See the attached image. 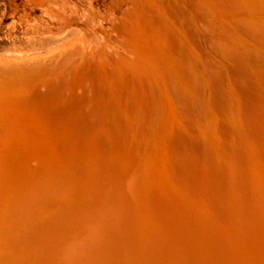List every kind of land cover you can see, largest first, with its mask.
<instances>
[{
	"label": "bare ground",
	"instance_id": "6f19581e",
	"mask_svg": "<svg viewBox=\"0 0 264 264\" xmlns=\"http://www.w3.org/2000/svg\"><path fill=\"white\" fill-rule=\"evenodd\" d=\"M128 1L133 8L122 10ZM175 2L177 7L171 0H113L99 22L108 23V31L95 25L127 47H104L103 41L91 46L76 35L38 55L49 61L44 78L14 88L16 94L3 89L0 225L12 218L18 200L50 176L95 166L104 197H112L107 205L133 208L137 230L106 244L100 238L104 247L77 264H162L145 241L143 223L167 239L168 247L165 241L162 246L168 264L221 262L210 254L216 240L225 251L236 244L251 256L264 245V42L258 40L264 17L244 16L264 0H185L186 9ZM114 11L124 12L109 14ZM92 13L60 16L62 30L92 24ZM195 30L199 39L210 35L207 59L190 45ZM181 119L191 133H171V124ZM160 121L166 126L161 140L172 145L178 138V147L175 155L153 160L137 145L153 130L158 138ZM141 123L136 132L133 125ZM132 136L135 146L128 151ZM169 183L180 189L182 199L172 197L178 210L166 199Z\"/></svg>",
	"mask_w": 264,
	"mask_h": 264
},
{
	"label": "rangeland",
	"instance_id": "374dc122",
	"mask_svg": "<svg viewBox=\"0 0 264 264\" xmlns=\"http://www.w3.org/2000/svg\"><path fill=\"white\" fill-rule=\"evenodd\" d=\"M112 1L113 0H0V98H4L5 96V98H7V94L5 95V92H3V89L6 87L10 88L9 90L6 88V92H12L11 89L15 90L14 88H23L30 84L32 80H35L39 77L44 78L46 73L49 71L46 67V64L49 61L45 62L44 60L38 58V55L43 56L44 53L59 46L61 43V45L65 44L68 42V40L70 41L76 35L81 34L83 41L86 44L90 43L91 46L92 44L94 46L101 44L103 41L102 45L104 47H106V44L110 48H118L117 46L127 47L123 45L117 38L110 36V34H106V32L99 28L100 26H103L104 30L108 31L109 29L108 23L102 22L100 25L99 22L102 21L103 17H106L109 11L108 6L111 5ZM171 2L174 4V6H176L175 0H171ZM177 2L182 9H186L185 0H177ZM130 3L131 2L129 1L124 3L122 5V10H127L130 8L132 9L133 5ZM263 6H256V8L252 6L248 8L249 10L253 11V14H246L244 16H254L253 18L257 19L264 17L262 9ZM190 8L193 9L192 6H190ZM86 11H93L91 16L92 24L87 23V25L84 22H82V24L74 23L73 26H69L66 28V30H62L60 16H70L71 14L76 13L82 18L86 14ZM123 12L120 11L119 14L118 11H114V13L109 12V14H115L121 17ZM252 17L249 19H252ZM170 18L168 20L173 22ZM95 23H98L100 26H96ZM90 24L92 26H89ZM259 24L264 26L263 21ZM89 27L90 29H88ZM178 29L180 30V28ZM180 31L178 32L184 34L182 30ZM196 31L197 30L194 31L195 34ZM262 33H264V29H262V31L259 33L261 36L258 39L259 42L261 40L264 42V36L262 38V35L264 34ZM195 34H191L190 39L191 37L193 38ZM95 35L97 36V39ZM208 35L206 37H208ZM90 36L92 37V40ZM206 37H201L200 40L196 34L191 41L192 43L190 42L191 47L195 50L197 49L196 51L198 53L202 50L201 53H203L204 56L208 53L206 50L207 45L205 46V43H211L210 35L208 37L210 39H206ZM195 38L197 39L196 41ZM178 39H182L184 43L186 42V40L181 35H178ZM174 42L177 44V38L174 40ZM254 43L256 42L254 41ZM77 46H81V44L78 43ZM180 49L182 48L180 47ZM209 51H211L210 48ZM60 53L62 54V52ZM60 53L56 54L55 57H60ZM188 56L191 58V55ZM205 57L207 59V56ZM209 60L213 65H216L214 61L211 59ZM22 62L23 64H20ZM204 71H207L206 66H204ZM16 92L17 90L13 91L15 94ZM40 92L43 93L44 88L40 89ZM9 95L10 94H8V98L10 97ZM189 117L190 116H188V118ZM181 121L182 122L179 124L177 123L178 126L175 122L171 124L169 129L171 133L173 132L178 134L179 132H182L184 134L186 131L191 133L192 129L190 130L189 126L184 124L188 123L187 120L185 121L181 119ZM189 121L192 123L191 119H189ZM175 125L177 128H179L176 129ZM144 126V123H141L140 125H133L136 132H139ZM165 127V122L160 121L159 130L157 128L158 138L160 139L157 140V132L153 130V133L151 132L152 134H148V137L150 136L149 138L151 140H148V137L145 139L148 142L147 143L145 141L148 146L145 144V142H143L141 145H137V147L139 149L141 148L142 151L147 148L143 152L144 156L150 154V158L154 160L166 155H168V157L175 155L177 152L176 147H178V138L173 139L172 145L169 139L168 142H166V140L162 141L161 139L166 136L164 133L166 130ZM147 129H149V126ZM134 146L135 141L132 136L127 150L130 151ZM100 171L101 170L97 167L92 166L88 169V171L86 170L82 173L76 172L72 175L59 174L52 177L50 176L47 179L49 183L44 181L41 185L36 187L35 190L33 189L32 192L25 195L24 198L22 197L23 199L21 198L18 200L14 205V215H12V218H9V221H6V224L0 225V264H62V262L63 264H70V262L73 261L72 259L76 260L73 261V263L77 264V259L79 260L85 256L92 255V253H97L96 249L98 248V251H100V249H102V247H104V245L108 242L109 238L112 239L113 237L115 239H123L122 237L130 232L131 228L132 230L134 228V231H136L137 228L134 227L135 224H133L135 219L133 217L135 214V210H133V208H127L126 206H121L120 208L118 206L113 207L116 206V204L111 206L107 205V202L112 197H104L106 187L104 184L99 182L100 177L98 174ZM167 181L170 182L171 180L167 179ZM44 184L47 186H50L51 184V186L47 187ZM169 184L170 187H168L166 193L167 195H165L166 199H169V205L173 211L178 210V203H174L172 200L177 198L176 200L179 202V198L181 197V194H179L180 189L178 190L179 187H177V184ZM39 193H41L40 196ZM44 195L46 197H44ZM108 195H110V193ZM112 196L114 198L116 197L115 194ZM172 197H174V199ZM21 200H23V202ZM142 226V232L147 234L145 241H150L149 245H152L151 249L155 250H153V252L156 256L158 255L157 258H161H158V260L162 264H168V254L164 250V247L168 245L166 242L167 239H162V236H160L161 233L159 232L160 230L157 228L147 226L144 223ZM109 232L110 234L108 235ZM104 234L107 236H104ZM100 238H103L105 244H103V241ZM154 241H157L156 243L158 245H155L156 243H153ZM162 242L166 244L164 247L162 246ZM212 245L214 247L213 253H215L212 254L211 251L210 254L214 256H217L218 254L220 259H222L221 262L216 261V264H264V245L257 246L252 256L244 254V251L241 250L240 245L234 244L232 245V249L228 251L223 250L224 244L222 241H213ZM83 247L86 249H82ZM87 248L95 252L90 250L89 252ZM170 248L172 249L173 246L171 245ZM144 251L146 252V250ZM73 255L74 257H72ZM78 255L81 256L78 257ZM164 258H166V261ZM73 263L71 262V264Z\"/></svg>",
	"mask_w": 264,
	"mask_h": 264
}]
</instances>
